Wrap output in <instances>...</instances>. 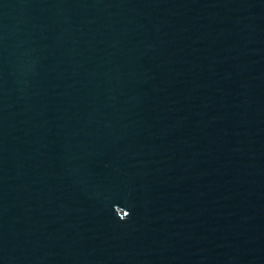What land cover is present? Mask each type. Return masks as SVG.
I'll return each mask as SVG.
<instances>
[{
	"label": "water",
	"instance_id": "95a60500",
	"mask_svg": "<svg viewBox=\"0 0 264 264\" xmlns=\"http://www.w3.org/2000/svg\"><path fill=\"white\" fill-rule=\"evenodd\" d=\"M0 264H264V0H0Z\"/></svg>",
	"mask_w": 264,
	"mask_h": 264
}]
</instances>
